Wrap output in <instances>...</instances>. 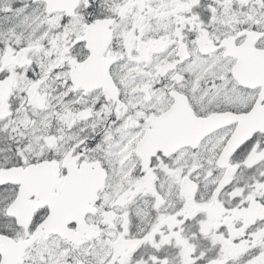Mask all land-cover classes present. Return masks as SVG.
<instances>
[{
	"label": "snow or ice",
	"instance_id": "1",
	"mask_svg": "<svg viewBox=\"0 0 264 264\" xmlns=\"http://www.w3.org/2000/svg\"><path fill=\"white\" fill-rule=\"evenodd\" d=\"M0 264H264V0H0Z\"/></svg>",
	"mask_w": 264,
	"mask_h": 264
}]
</instances>
